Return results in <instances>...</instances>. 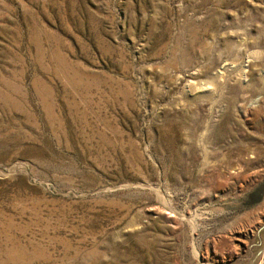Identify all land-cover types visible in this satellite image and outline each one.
<instances>
[{
    "label": "rangeland",
    "instance_id": "374dc122",
    "mask_svg": "<svg viewBox=\"0 0 264 264\" xmlns=\"http://www.w3.org/2000/svg\"><path fill=\"white\" fill-rule=\"evenodd\" d=\"M0 264H264V0H0Z\"/></svg>",
    "mask_w": 264,
    "mask_h": 264
}]
</instances>
